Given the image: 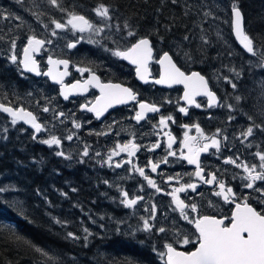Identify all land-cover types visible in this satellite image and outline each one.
<instances>
[{
  "label": "trees",
  "instance_id": "obj_1",
  "mask_svg": "<svg viewBox=\"0 0 264 264\" xmlns=\"http://www.w3.org/2000/svg\"><path fill=\"white\" fill-rule=\"evenodd\" d=\"M212 1L222 7L215 14L221 17L226 42L209 27L214 15L207 12L209 20L205 17L204 11L211 8H206V3ZM2 3L7 9L1 5L0 9L15 8L19 14L39 22L60 23L66 21L69 13L91 20L89 11L103 4L110 10L108 22L116 29L119 26L120 49L147 38L155 54L167 52L181 70H196L206 77L212 64L220 67L223 63L224 71L237 73L248 57L235 45L230 33V9L235 3L242 11L245 31L254 38L260 59L264 53V0H58L59 7L52 6L49 0ZM34 28L25 36L47 37L39 33L41 26ZM128 30L134 31L135 36H127ZM2 38L0 103L35 111L32 103L14 98L28 89L27 81L18 63L13 64L6 56L9 41ZM176 45H180L182 64L174 56ZM230 53L233 56L227 57ZM74 63L82 64L83 59ZM33 136L30 130L19 123L13 125L0 114V187L10 189L0 192V264H164L160 255L163 246L171 243L159 235L117 232V226L125 222V210L110 200L112 192L104 185L106 176L102 170H96L90 162V168H84L78 163L80 160L57 156L52 147ZM90 142L97 144L95 140ZM258 150L264 152V142H260ZM85 228L91 233L87 240ZM180 230L184 228L177 232ZM13 232L21 240H16ZM68 233L79 239H72ZM35 247L42 248L53 260L37 253Z\"/></svg>",
  "mask_w": 264,
  "mask_h": 264
},
{
  "label": "snow or ice",
  "instance_id": "obj_2",
  "mask_svg": "<svg viewBox=\"0 0 264 264\" xmlns=\"http://www.w3.org/2000/svg\"><path fill=\"white\" fill-rule=\"evenodd\" d=\"M18 3L22 0H17ZM50 4L54 7H59L58 0H49ZM175 2V0H174ZM63 11V10H62ZM95 13L98 17L105 20L111 19L110 10L107 6L101 4L95 8ZM69 18L66 23H60L56 20H52L56 30H68L70 29L74 32L84 33L85 31H90L93 29V24L89 22L83 15H77L75 13H69ZM231 27L234 31L236 40L242 46L243 50L255 57L258 55L254 38L250 37L246 33L244 28V17L241 9L234 3L231 7ZM125 29H128V25L124 26ZM119 31V26H117ZM97 32L103 31L102 28L96 29ZM57 33L54 30L52 35L55 36ZM127 36H135V32L128 30ZM187 39V37H185ZM51 43V41H45L38 39L35 36H29L27 38V45L23 49V59L18 61L16 54L11 55L10 60L13 64L19 62L23 66V70L27 72H33L36 75H46L50 76L55 82L61 83L62 80L57 78V75H54V69L50 68L47 72L41 73L35 59L33 58V53H37L44 46L45 43ZM15 41L12 42V48L15 49ZM69 48L76 47L75 43L68 44ZM112 55L120 58L121 60H127L130 64L136 66V75L144 83H149V77L151 72L149 71L148 64L153 59V49L151 47L150 41L147 38H140L136 42L132 43L129 47L124 50H115L112 52ZM261 59L264 60V53L260 54ZM50 65L56 66L63 64L65 69H67L68 61L67 60H53L51 57L48 59ZM161 65L162 72L159 79L152 80L154 84H162L171 87L173 84H183L184 85V96L183 99L187 102L188 105H195V107H201V104L197 103V96H205L208 99V107H213L219 105V100L216 95L209 89L208 81L202 76L199 72H192L191 74H185L181 71L175 63H173L171 56L168 53H164L163 56L157 61ZM78 72L82 74L84 72L90 71L88 68H77ZM63 73L60 75H66ZM239 75V73H237ZM226 82L232 84V88H236V84L232 83L230 80ZM91 85L93 87H98L100 90V96L96 99L92 107H86L88 112H93L97 119H99L103 113L110 107H113L118 104H127L129 101H135L137 99L136 94L132 89L128 87H122L120 84H101L99 78L92 74L90 79L85 80L83 85L73 84L72 88L76 89L80 87L82 90H86L87 87ZM62 95L64 98H68V92L62 90ZM237 101L241 98L236 97ZM228 109L233 110V106L229 104ZM139 109L135 115L136 121L139 123L141 120L145 119V114L148 112L157 113L160 111V108L154 104H148L144 102L139 103ZM43 111H49L48 108H44ZM178 111L184 115H188L187 107H179ZM0 112L7 113L12 118V124L15 125L18 121H23L26 124H30L36 133H39L43 130L42 125L37 122V117L34 116L31 112L24 110L23 108L14 109L11 106H5L0 104ZM63 115V113H61ZM234 119V117L229 118ZM251 120L252 118L249 117ZM172 121L175 123V120L172 116H161L159 120V125L161 129L168 127V122ZM74 127L79 129L80 124L74 123ZM184 127H188L185 125ZM196 131L199 134V138L188 136L187 132L185 133L184 141L182 142V150L180 153V159L187 161L190 165H195L196 171L192 175L197 177L199 180L207 183L209 185L216 183L218 186V191L214 195L221 197L225 203H235V210L232 212L231 217H225L217 219L215 217L203 216L197 219H191L188 214H186L185 209H191V212H197V207L195 204L187 205L180 197L178 193L185 192L186 188L196 189L195 184L180 185V187L174 188L170 195L172 196V201L176 205V208L179 209L180 215L183 219L188 220L189 223L194 224L197 238L195 241L191 240L188 237H185L182 241L183 245H188L190 243H195L197 247L194 251L184 252L177 251L171 244H166V264H264V214L258 212L253 207H251L244 198L243 202L237 203L236 194L233 192L231 187H227L223 181H219L217 176L214 173H209L210 179H206L203 173V168L201 167L200 154L207 153L210 148H215L217 151L220 150L221 140L217 137L220 135L219 130L217 133L211 137L206 136L203 131L200 129L199 125H195ZM254 128H259L260 131L264 132V125L253 124L249 126L246 130L240 133V136L237 138H243L241 142L248 140L254 134ZM105 134V133H100ZM168 136V149L172 148L173 143H175V138L170 134L166 133ZM68 140H72V136L69 135L66 137ZM33 139H36V136H33ZM226 140L227 137H224ZM206 141L201 143L200 141ZM49 147L56 146L59 148L61 146V140L56 136H51L49 139H43L39 141ZM251 147V144L247 145ZM159 143L152 146L149 150H154L159 148ZM183 148L187 149V155L184 154ZM117 150H113L109 156L108 163L111 164V157L119 155L120 152H126L129 157L135 155L138 145L133 142H129L123 145L117 144ZM57 156H61L64 159H70L69 156L65 155L63 151H57ZM83 156H88L87 148L82 153ZM97 155H100L97 153ZM168 155L176 156V153L169 151ZM255 155L258 157L259 169L257 171L256 165L245 164L240 161V157L237 156L235 159L227 158L223 162L225 164H233L237 168H242L245 173H248L247 176L242 177V179L247 180L248 183L244 187L248 189H253L255 187L256 181H264V153L256 152ZM83 162V161H81ZM124 163L131 164L132 161L126 160ZM163 163H168L167 159L163 160ZM151 166V171L156 172L160 166V162L149 161ZM115 167H121L120 163H116ZM136 172L147 182L148 186L155 189L156 192H161V188L156 184V181L151 179L148 174H146L144 168L136 167L133 165ZM173 177H168V181H171ZM179 182L178 177L176 178ZM10 189L0 187V192L8 191ZM142 190V189H141ZM256 191L260 192L264 196V189L256 188ZM123 201L125 207L132 208L135 206L139 200H142L143 197L129 198L128 192H122ZM152 216L151 219H155V206L152 207ZM23 215L22 211L20 212ZM229 222L226 223L225 220ZM60 223V221H57ZM148 219L143 220V230L150 232L152 229ZM11 231V230H10ZM159 232H164L163 227L158 229ZM85 236L84 239L87 240V237L91 235L87 228L84 229ZM72 239H79L72 233H68ZM13 237L16 240H21V237L13 232ZM32 247L33 245H29ZM37 253L42 254L47 257L48 260H53L52 257H48L47 253L40 247H35Z\"/></svg>",
  "mask_w": 264,
  "mask_h": 264
},
{
  "label": "rangeland",
  "instance_id": "obj_3",
  "mask_svg": "<svg viewBox=\"0 0 264 264\" xmlns=\"http://www.w3.org/2000/svg\"><path fill=\"white\" fill-rule=\"evenodd\" d=\"M0 5L6 8V3H2L0 0ZM211 5L210 10L204 11L205 17L209 20V16L207 14L211 13L214 15L211 18V23H209V27L213 29L214 33L219 37L222 42H226L225 39V30L221 25V17L218 13L215 14V11L219 12L222 10L220 3L216 1L206 3L207 6ZM7 9V8H6ZM0 9V36H2V40L5 41L7 39L9 43L7 46V57H11V55L16 54L17 57L20 54L21 48L23 47L24 42L27 40L25 36L26 32L33 31L35 28L41 26L39 29V33L47 34L46 41H51V43H46V46L43 52L47 55L52 56H60V55H68L73 58V60L78 61L81 60V56H83L84 52L90 51L95 54H112L115 50H122L118 37L120 36L119 31L112 27V25L108 22V20L101 19L95 13V8L89 11V17L91 14V20L89 22L93 24V29L90 31H85L84 33L74 32L70 29L68 30H56L54 24L52 22H39L36 19L29 18L27 14H19L16 12V9L6 10ZM216 16V17H215ZM69 15L67 16V19ZM66 19V21H67ZM64 21L63 23H66ZM18 26V27H16ZM102 28L103 31L97 32L96 29ZM56 31V35L53 36L52 32ZM15 41V49L12 48V42ZM74 42L76 47L68 49L67 43ZM180 45H176L173 49L174 56H176L178 62L182 64L183 57L182 54H179L178 51ZM124 49V48H123ZM233 54L230 53L227 57H232ZM218 56H215L217 58ZM219 65H213L209 68L208 79L211 80L214 85L218 86L217 82L221 84H225L227 86V95L226 101L227 104H231L233 106L231 117L240 116L239 119L242 122L249 121V117L251 120H255L259 122L258 124L263 125L264 123V61L259 58V56H255L254 58H245L241 62V66L243 69H240L239 75L237 73L231 72V69L223 68V63L220 67ZM220 71V72H219ZM223 71V72H221ZM230 80L232 83L236 84V88H232V84L226 82ZM28 89L18 95H14V98L22 99L25 103H32L30 106L34 108V112H37L38 109L42 110L43 105H49L53 99L56 100V96L52 89L51 91L47 90V88H42L37 86L36 81L31 80L30 78H26ZM242 96V98L240 97ZM236 97H240L241 99L237 101ZM43 103L38 106L36 103ZM35 105V107H33ZM227 105V106H228ZM228 108V107H227ZM229 110V109H228ZM58 110H51L48 113V118L50 117L49 123H43L41 134H39V140L49 139L51 136H56L61 140V146L57 148L56 146H52L54 151H63L67 156L70 157L69 160L78 161L79 164H84V168H90L89 162L93 164L96 170H102L104 175L106 176L104 179V185L109 189L111 193V201L115 200L116 195L114 192H119L120 199L115 200L120 208H123L125 211L124 214L126 216L125 222L123 221L117 226V232L124 231L127 234H142L147 237L157 236L159 235L161 238L165 240V242H169L172 245L184 249H191L194 247L195 243H190L188 245H183L182 241L185 237L190 238L195 241L197 236L193 232L191 228V224L188 220H185L181 217L179 209L176 208V205L172 201V196L170 193L174 188L180 187V185H187L190 183L182 182L181 178L178 176V172L170 174L168 171L161 172L159 171V176L154 177L150 172L145 169L146 174L149 177L156 181V184L161 188V192H156L155 189L148 186L147 182L139 175L138 172L135 171L133 165L136 167H141L136 162H132L131 165L124 169L121 167L119 170L114 167L115 163H120V160H116V156L111 157V164L108 163L109 156L111 155L113 150L116 149V145L126 144V140L117 139V133L115 132V128L112 127L106 131H98L88 134H95L94 136H98V140L100 141L97 144H93L91 142H87L85 140V135H82L81 127L79 129L74 127L73 124L65 123L64 121H58L56 118V112ZM230 111V110H229ZM41 116V113H39ZM54 120H56L54 122ZM249 126H253L250 125ZM81 125V124H80ZM121 128V127H120ZM154 130H162L160 126L154 124ZM94 130V129H93ZM105 133V134H100ZM241 133V132H240ZM71 135L72 140H68L66 137ZM240 135H236L233 139H228L226 143L228 144L229 151H226L227 156L234 154V149L237 148V144L242 143L241 138H237ZM255 137V148L250 149L246 156L248 157L249 165H256L257 171L259 169V159L255 155L256 152H261L258 150L260 142H264V133L260 131L259 128H254V134L248 138L249 142L252 143L253 138ZM95 138V139H96ZM246 140L244 143H246ZM133 142V141H132ZM147 141L145 140L144 143ZM155 143V142H154ZM153 142L147 144L146 148H150L154 145ZM138 149L143 148L144 144L141 146L140 143L137 144ZM87 148L89 155L83 156V151ZM99 153L100 155H97ZM264 153V152H261ZM218 156V155H216ZM167 159L168 163H165L167 167H176L178 165L177 159H171L168 155L167 149H164V154L161 156V161ZM83 159V162H81ZM67 160V159H66ZM103 161V162H102ZM123 168V169H122ZM121 171V176L116 172ZM183 177L187 179L189 175L188 182L191 181V172L187 169H183L180 173ZM247 176V175H245ZM168 177H173L169 184L166 185L164 183V179H168ZM180 180L177 182V178ZM259 182V181H256ZM255 182V187L253 189H248L244 187L245 184L248 183L247 180L243 179V189L250 192L251 195H256L252 197L253 203L258 205V209L264 213V196L261 195L260 192L256 191V188L264 189V181L262 185L257 187ZM127 186V189L125 188ZM107 189V190H108ZM142 189V190H141ZM122 192H128L129 198L143 197L142 200H139L138 203L132 208L125 207L122 203L123 196ZM181 200L185 202L187 205L195 204L197 207V211L202 209V206L196 202L195 191L191 188H186L185 192H181L177 194ZM114 201V203H116ZM155 206V219H151L152 216V207ZM186 214L193 219L191 215V209H185ZM201 211H198V213ZM131 219L132 222H131ZM148 219L150 225H152V229L150 232H146L143 230V220ZM163 227L165 229L164 232H159L158 229ZM190 227V230L187 229ZM184 228V230H177ZM116 229V228H115ZM173 232H177L176 234H172ZM145 233V234H143ZM172 234V235H171ZM152 245L155 247V240L152 241ZM163 256V253H162ZM160 255V257H162Z\"/></svg>",
  "mask_w": 264,
  "mask_h": 264
},
{
  "label": "flooded vegetation",
  "instance_id": "obj_4",
  "mask_svg": "<svg viewBox=\"0 0 264 264\" xmlns=\"http://www.w3.org/2000/svg\"><path fill=\"white\" fill-rule=\"evenodd\" d=\"M43 40L46 41V39ZM46 43L43 46L44 48ZM44 48L41 49L39 57L36 58L41 72L45 69L44 59L47 56V54L43 52ZM87 52L81 56L83 59L82 64H75V60L73 61V58L68 55L56 56L57 58H62L69 62L67 68L68 76L64 81L65 84L72 82L84 83L85 80L90 79L92 74H95L99 78L101 84H120L123 87L132 89L136 94L137 99L110 109L106 111L102 117L97 119L93 112H88L85 109V106L89 107L99 96L98 91L94 89L93 86L89 85L81 95H76L62 101L58 96L57 87L50 85L46 78H34L30 76L33 78L31 79L29 77L31 80L36 81L37 86L39 85L42 88H47L49 91L52 89L54 96H56V100L53 99L49 105H43L42 110L38 109L37 112L33 113L41 125L50 122L48 113H50L51 110H58L56 112V118L58 121H64L69 124H81V132L82 135H85L87 142L92 140H95L98 143L100 142L98 138H96L98 136L88 133H92V131L98 132L100 130L106 131L114 127L115 132L117 133V139L126 140L125 143L133 141L136 145L140 143L141 146L144 144L143 148L137 149L134 156L129 157L126 152H120L119 155H116V160H120L121 167L126 169V167L132 163H124V161L130 159L132 162L138 163V165L144 168V170L146 169L148 172H151L154 177L159 176V171L164 172L166 170L172 174V176L178 172V176L181 178L182 182L195 184L196 189L194 191L196 202L202 206V209L198 210L201 211V213H198V211L195 213L192 212L191 215L193 218L195 215H214L224 218L229 217L233 205L235 204L225 203L221 197L214 195V193L219 190L217 184L213 183L209 185L199 180L192 175L195 173L196 167H192L187 161L179 158L185 133L187 132L190 137L199 138L195 125H199L203 133L209 137L215 135L219 130L220 135L217 138L221 140L220 150L217 151L215 148H210L207 153L202 152L200 154L201 167L203 168L202 174L206 179H210L209 173H214L219 181H223L227 187H231L236 194L235 202H243L244 198H246L247 203L257 208L259 207L252 201V197L256 195H251L250 192L242 187V177L248 175V173H245L242 168H237L233 164H225L223 162L227 158L235 159L239 156L240 161L238 162H243L245 164L249 163L246 154H248L250 149L253 150L255 148V137L253 138L252 143L249 142V140L246 143H244L245 141L240 144L238 143L237 148L234 149V154L230 156H227L226 153V151L230 150L226 141L228 139H233L236 135H240V132L246 130L248 127L247 123L250 125L259 123L255 120L242 122V120L239 119L240 116H233L234 119H229L233 113L227 108V86L225 84L217 82L218 86L216 84L214 85V83L205 76L208 81L209 89L216 95L220 103L217 106L208 107L207 97H197L195 98L197 103L201 104V107L197 108L195 105H187L183 101L182 87L175 86L172 88H165L155 85L152 82L147 84L141 83L136 78L135 68L120 60L118 57L105 53H103L104 55L95 53L90 55L87 54ZM159 55L160 54H155L153 50V59L148 64L149 71L151 72L149 80H155L159 75V66L157 63ZM77 68H88L90 71L82 74L77 71ZM184 73L187 74L189 72L184 71ZM140 102L154 104L160 108V111L157 113H146L145 119L138 123L134 117L136 113L140 111ZM179 107H187L188 115L179 112ZM44 108H48L49 111H43ZM39 113H41V116H39ZM61 113H63V115H61ZM162 115L165 117L172 116L175 123L169 121L167 128L154 130V124L160 126L159 120ZM55 121L56 120H54V122ZM185 125L188 127H184ZM166 133H170L175 138V143H173L170 150L168 149V136ZM224 137H227V139L225 140ZM145 140L147 141L146 143H144ZM151 142H155L154 145L159 143L160 147L155 148L154 150H149L152 146L150 148L146 147L147 144H150ZM200 142L204 143L206 141L201 140ZM248 144H251V147H248ZM164 149H167L168 152L173 151L176 153V156L169 155L171 159H177L179 162L175 168L172 166L167 167L166 164L161 161L160 158L164 154ZM183 152L187 155L186 148H183ZM149 161L154 163L160 162V166L156 172L151 171ZM121 167L115 168L119 170ZM183 169H187L191 172V181L188 182V179L190 178L189 175L186 179L180 174ZM118 170L116 173L121 176L122 172ZM164 183L168 185V179H164ZM256 185L258 187L259 185H262V182H256ZM125 188L127 189V186ZM114 194L116 195V198L114 199L119 200V192H114Z\"/></svg>",
  "mask_w": 264,
  "mask_h": 264
},
{
  "label": "water",
  "instance_id": "obj_5",
  "mask_svg": "<svg viewBox=\"0 0 264 264\" xmlns=\"http://www.w3.org/2000/svg\"><path fill=\"white\" fill-rule=\"evenodd\" d=\"M231 19H232V17H231V9H230V33H231V36H232V38H233V41H234V43H235V45L242 51V52H244L246 55H249V56H251L250 54H247L244 50H243V48H242V46L239 44V42L236 40V38H235V35H234V31H233V29H232V27H231ZM27 45V40H26V42H25V44H24V46L22 47V49H21V52H20V55H19V60H21V59H23V49H24V47ZM164 53H167V52H164ZM164 53H162L161 55H160V57L158 58V60L163 56V54ZM39 54H40V51L39 52H37V53H33L32 55H33V58L34 59H36V57L37 56H39ZM170 56V55H169ZM49 57L50 56H47V57H45V69H44V71L42 72V73H44V72H47L50 68H53L54 69V75H57V78L58 79H60V80H62V84L61 83H57V82H55L50 76H46V75H43V74H41V75H36L35 73H33V72H27V71H24L23 70V66L21 65V64H19V62H18V64H19V68H20V70H21V72L22 73H24V74H27V75H30V76H33V77H40V76H42V77H44V78H47V80H48V82H49V84H51V85H55V86H57V89H58V96L62 99V100H66L65 98H64V95H62V90H66L67 92H68V98L69 97H74V96H76V95H81V94H83L84 92H85V90H82L80 87H77L76 89H73L72 88V85L73 84H77V85H83V83H79V82H72V83H70V84H68V85H65L64 83H63V81L66 79V77L68 76V72H67V69H65V66L63 65V64H60V65H56V66H53V65H50L49 63H48V59H49ZM53 60H65V59H59V58H55V57H51ZM120 59V58H119ZM18 60V61H19ZM121 60V59H120ZM157 60V61H158ZM36 61V60H35ZM122 61H124L125 63H127L128 65H130V66H134L135 67V74H136V66L135 65H133V64H130L127 60H122ZM173 61V60H172ZM37 63V62H36ZM173 63H174V61H173ZM37 65H38V63H37ZM68 65H69V62H68ZM176 65V64H175ZM158 66H159V75H158V78L157 79H159L160 78V75H161V72H162V68H161V65L158 63ZM67 68H68V66H67ZM67 73L66 75H60V74H63V73ZM192 72H198V71H190L189 73H187V74H191ZM136 78L138 79V81H140V82H143V81H141L138 77H137V75H136ZM149 81H152V80H149ZM107 84H109V83H107ZM155 85H158V86H162V87H165V88H171V87H174V86H180V87H182L183 88V91H182V99H183V96H184V85L183 84H173L171 87H168L167 85H162V84H155ZM123 87V86H122ZM94 89H96L97 91H98V93H99V96H100V90H99V88L98 87H94ZM98 96V97H99ZM97 97V98H98ZM197 97H205V96H197ZM67 98V99H68ZM96 98V99H97ZM96 99H95V101H96ZM95 101L89 106V107H92V105L95 103ZM183 101L187 104V102L183 99ZM1 104V103H0ZM120 105H123V104H118V105H115V106H113V107H110V108H108L107 110H110V109H113V108H115V107H117V106H120ZM188 105V104H187ZM5 106H9V105H5ZM12 107V106H11ZM14 109H16V108H22V107H13ZM24 109V108H23ZM86 109V108H85ZM24 110H26V111H29V110H27V109H24ZM106 110V111H107ZM105 111V112H106ZM29 112H31V111H29ZM104 112V113H105ZM32 113V112H31ZM0 114H2L3 116H5V117H7V118H9V119H11L12 120V118H11V116H9L7 113H4V112H0ZM18 123H20L21 125H23L24 127H26L27 129H29L30 131H32V133L34 134V135H38L39 133H36L35 132V129H33L32 127H31V125L30 124H26V123H24L23 121H18ZM192 167H195V165H191ZM251 206V205H250ZM252 207V206H251ZM235 210V204L233 205V208H232V210H231V213H230V215H229V218L231 217V214H232V212ZM201 217H203V216H201ZM210 217H214V216H210ZM199 218V217H198ZM215 218H217V219H221V218H224V217H221V218H218V217H215ZM194 219H197V217H195ZM191 227H192V229L194 230V233H195V235L197 236L198 234H197V232H196V229H195V226H194V224H191ZM197 247V245L195 244V246L193 247V249H191V250H189V251H184V250H182V249H179V248H175L177 251H184V252H191V251H194L195 250V248ZM166 248H165V245L163 246V261H164V264H166V260H167V256H166Z\"/></svg>",
  "mask_w": 264,
  "mask_h": 264
},
{
  "label": "bare ground",
  "instance_id": "obj_6",
  "mask_svg": "<svg viewBox=\"0 0 264 264\" xmlns=\"http://www.w3.org/2000/svg\"><path fill=\"white\" fill-rule=\"evenodd\" d=\"M86 18V17H85ZM86 19H88V18H86ZM89 20V19H88Z\"/></svg>",
  "mask_w": 264,
  "mask_h": 264
}]
</instances>
